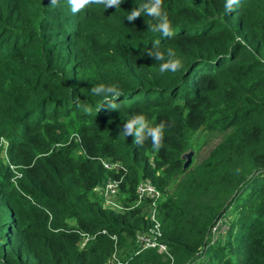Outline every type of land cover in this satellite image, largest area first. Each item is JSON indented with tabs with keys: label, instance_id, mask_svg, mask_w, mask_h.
Segmentation results:
<instances>
[{
	"label": "trees",
	"instance_id": "trees-1",
	"mask_svg": "<svg viewBox=\"0 0 264 264\" xmlns=\"http://www.w3.org/2000/svg\"><path fill=\"white\" fill-rule=\"evenodd\" d=\"M144 2L74 15L67 0H0V264H107L125 249L114 264H170L135 243L152 228L147 201L116 212L95 197L120 178L125 206L142 180L160 192L161 241L174 263L264 264V0H238L230 13L225 0H163L171 37L152 33L147 15L127 21ZM157 46L165 60L175 52L179 71L160 73L163 61L147 56ZM99 84L122 91L117 110L96 111ZM139 113L165 122L159 152L119 135ZM201 130L232 131L203 165L183 168ZM251 159L253 169L237 176ZM179 176L185 185L173 199L166 188ZM194 192L234 194L224 211L234 235L224 244L210 238L220 216L208 229L189 218L201 204Z\"/></svg>",
	"mask_w": 264,
	"mask_h": 264
},
{
	"label": "clouds",
	"instance_id": "clouds-1",
	"mask_svg": "<svg viewBox=\"0 0 264 264\" xmlns=\"http://www.w3.org/2000/svg\"><path fill=\"white\" fill-rule=\"evenodd\" d=\"M60 0H51L50 5L59 6ZM123 0H67L72 14H76L91 5L103 6L104 10L108 8L120 7ZM238 0H225L224 10L230 13L234 10V5ZM142 14L147 15L154 21L148 24V28L152 33L159 34L163 37H171L173 35L172 23L168 17V13L163 8V0H145L138 8H133L129 15L126 16L127 21L132 22ZM158 45V41H157ZM147 56L153 57L155 60L163 61L159 66L160 73L179 71L182 67V61L175 57V52L169 48L167 50L168 59L165 60V53L159 50L158 46L154 50H148ZM93 95L101 96L103 104L96 109L100 111L102 105H107L110 110H117L119 105L114 101L123 95L122 91L116 85L99 84L91 88ZM84 110L88 113L92 112L91 106H84ZM165 122L153 126L149 123L147 117L143 113L131 116L124 124L119 135L123 137H133V143L142 148L146 142H151L154 151L159 152L163 147Z\"/></svg>",
	"mask_w": 264,
	"mask_h": 264
},
{
	"label": "rangeland",
	"instance_id": "rangeland-1",
	"mask_svg": "<svg viewBox=\"0 0 264 264\" xmlns=\"http://www.w3.org/2000/svg\"><path fill=\"white\" fill-rule=\"evenodd\" d=\"M232 130H228L227 133H210L204 130H201L200 133L197 135L195 143L193 144V148L190 149L188 152H186L183 155V158L189 154L190 157V163L189 167L193 169H196L204 164V162L208 159H210L212 156H210L213 152H217L219 149V145L221 144L223 138ZM264 162V158L262 159ZM186 162V159H184V163ZM255 161L253 159L249 160L245 166L238 168L237 176L244 177L249 171H251L255 165ZM252 172L250 175L246 177V180L250 178V176L253 174ZM184 176H179L177 178H174L169 186L166 188V192L168 196H173L175 198H178L181 196V187L183 184L185 185L183 181ZM195 195L199 196L201 198V204L195 203L193 204V207L195 208L192 210L191 215L189 218L191 219L192 215H195L199 217L201 224L204 228L208 229L211 225L207 223L211 222V218L214 219L215 217H219L217 222L214 226L216 228L211 230V238L212 242H216L218 239L221 240V243H225V238L227 235V232L229 226H231L233 220V215L231 213V210H228L226 213L225 207L229 201L233 197L234 194L231 193H218L216 195L208 194V195H199V192L195 193ZM213 222V221H212ZM234 235V231L229 232V236ZM228 236V238H229ZM199 239V238H198ZM199 250V247L197 248ZM127 249L125 251H116V256L120 258L126 255ZM180 259H177V261L172 264H181L182 262H179ZM178 262V263H177ZM198 261L195 263L197 264ZM107 264H111L108 262ZM114 264V263H112ZM185 264V262H183Z\"/></svg>",
	"mask_w": 264,
	"mask_h": 264
},
{
	"label": "built area",
	"instance_id": "built-area-1",
	"mask_svg": "<svg viewBox=\"0 0 264 264\" xmlns=\"http://www.w3.org/2000/svg\"><path fill=\"white\" fill-rule=\"evenodd\" d=\"M0 148H3V151L5 152L7 148V142L4 140H0ZM102 165L108 171L120 170L124 172V170L119 164L112 165L106 162H102ZM121 182L122 178H120L119 180H107L102 185L95 188V197L101 202L104 209L116 212L132 210L133 208L142 204L144 201H147L148 205L145 210V219L151 222L152 228L148 229L147 231L138 232L136 235L135 243L141 250H155L157 254H159L164 260H168L170 264H172L174 258L170 253L168 247L161 241V224L158 219L159 213L157 211V206L161 199L160 192L156 189V187L151 184L150 181L142 180L138 183L135 190V194L137 197L136 201L134 202V204L125 206L122 201L124 197H122L120 193ZM214 228H216V226H214L212 229ZM112 239L113 241H116L114 237H112ZM109 261L111 263H119L118 257L116 256V252L112 254Z\"/></svg>",
	"mask_w": 264,
	"mask_h": 264
},
{
	"label": "water",
	"instance_id": "water-1",
	"mask_svg": "<svg viewBox=\"0 0 264 264\" xmlns=\"http://www.w3.org/2000/svg\"><path fill=\"white\" fill-rule=\"evenodd\" d=\"M183 159H186V162L183 164V168H187L190 163L189 154H187Z\"/></svg>",
	"mask_w": 264,
	"mask_h": 264
}]
</instances>
